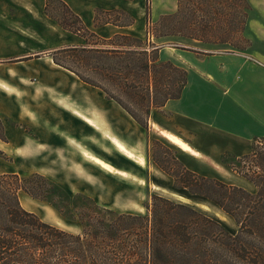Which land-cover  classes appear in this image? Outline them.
<instances>
[{
  "label": "trees",
  "instance_id": "trees-1",
  "mask_svg": "<svg viewBox=\"0 0 264 264\" xmlns=\"http://www.w3.org/2000/svg\"><path fill=\"white\" fill-rule=\"evenodd\" d=\"M53 1L63 7L62 20L49 11ZM249 9L247 0H177L175 12L160 15L151 26L146 1L144 38L116 34L102 39L61 0H46L44 7L60 26L86 40L84 46L52 51L53 61L100 88L145 130L151 112L178 98L187 77L185 69L158 59L160 46L152 39L182 36L229 43L242 50L232 39L243 34ZM87 35L101 39L102 46L90 42ZM115 39L124 43L115 46ZM61 53L74 58L73 64L62 61ZM85 57L92 60L86 70L94 77L82 74ZM260 143L264 144V137L255 138L251 151L239 157L257 156L260 161L257 171L241 173L254 184L255 193L198 175L181 164L173 171L153 158L172 178L174 191L214 203L238 225L235 233L201 209L156 193L142 214L95 205L75 218L61 215L79 224L80 232L74 233L26 210L18 191L39 198L35 187L27 188L15 173L0 174V264H264V147L257 150Z\"/></svg>",
  "mask_w": 264,
  "mask_h": 264
},
{
  "label": "rangeland",
  "instance_id": "rangeland-1",
  "mask_svg": "<svg viewBox=\"0 0 264 264\" xmlns=\"http://www.w3.org/2000/svg\"><path fill=\"white\" fill-rule=\"evenodd\" d=\"M146 1L149 2V20L153 26L160 17L156 14L161 6L172 0ZM247 1L250 9L244 32L240 37H234L232 44L239 45L243 48L240 51H248L262 62L264 0ZM49 11L58 20H62L65 15L63 7L54 1L51 2ZM141 11L144 16V0ZM112 15H117L122 22L130 20L124 13L113 12ZM243 36L245 40L242 39ZM87 38L90 42L102 46L101 39L91 35H87ZM188 41L181 40L179 36H169L159 42L176 46L195 43ZM113 42L115 46L124 43L119 39ZM206 43L207 49L220 47L238 51L229 43ZM65 55L61 53L58 57L68 64H73L74 58ZM91 61L85 57L81 63L83 70H80L85 76L94 77L86 70ZM98 64L101 65L102 61ZM74 78L79 82L75 83L74 87L82 88L86 95L90 91L96 92L104 102L106 109H96V118L92 123L105 125L103 116L106 115L109 117L108 130L86 127L71 113L68 103L63 102L61 98L58 101L56 94L50 91L51 88L45 94L44 91L47 90L38 83H20L22 88L19 89L21 98L17 97V118H10L6 114L5 105L12 106L11 101L6 104L5 100H0V174L19 175L24 179L23 185L27 188L34 186L40 195L39 198H34L24 190H19L18 198L25 209L36 213L49 223L77 233L80 232L79 224L68 222L61 215L75 218L81 212L94 209L95 205L120 213L142 214L146 211L144 205L149 201V197L156 193L201 209L224 222L232 233L238 230L235 221L211 201L174 191L172 178L156 165L153 158L173 171L181 164L198 175L215 178L255 193L254 184L241 173L248 169L257 171L255 165L260 163L257 156L243 159L229 153L217 152L193 156L152 129L153 121L164 123L167 120V115L160 113V110L154 109L151 112L148 128L145 130L100 88L83 82L77 75H74ZM66 92L73 95L71 90ZM72 98L70 100L76 101V97ZM6 127L9 129V136L5 134ZM105 132L116 136L106 138ZM125 141L136 144L137 150L128 151L133 150L134 146H129ZM263 145L258 144L257 150L262 151ZM200 204H205L206 207H201ZM218 211L225 214L223 219L218 217Z\"/></svg>",
  "mask_w": 264,
  "mask_h": 264
},
{
  "label": "crops",
  "instance_id": "crops-1",
  "mask_svg": "<svg viewBox=\"0 0 264 264\" xmlns=\"http://www.w3.org/2000/svg\"><path fill=\"white\" fill-rule=\"evenodd\" d=\"M61 1L81 18L90 32L102 39L116 34L145 37L146 0L144 16L142 0ZM45 3L46 0H0V100L12 103V106L5 105L6 114L10 118L18 117L20 83H38L47 90L45 94L51 88L58 101L61 98L68 103L71 113L86 127L106 131L109 117L103 116L105 125L88 122L90 117L82 112L92 111L84 102L87 95L82 88L74 87L79 83L75 74L56 64L50 55L60 48L84 46L86 40L46 14ZM166 4L161 6L157 16L175 12L177 0ZM113 12L127 14L130 21H120ZM179 37L195 43L176 46L155 41L161 44L158 59L169 60L185 69L187 77L180 96L167 100L158 109L167 115V120L164 123L153 121L151 126L157 123L206 155L229 153L239 158L249 153L254 139L264 137V61H258L248 51L207 49L206 42ZM67 90L73 91V95L66 94ZM72 96L76 101L70 100ZM102 106L106 109L104 102ZM8 131L6 127V136H9ZM105 134L106 138L114 135ZM126 143L137 146L130 141Z\"/></svg>",
  "mask_w": 264,
  "mask_h": 264
},
{
  "label": "bare ground",
  "instance_id": "bare-ground-1",
  "mask_svg": "<svg viewBox=\"0 0 264 264\" xmlns=\"http://www.w3.org/2000/svg\"><path fill=\"white\" fill-rule=\"evenodd\" d=\"M86 101H84L87 106L89 108L92 109L91 112L89 111H82L83 113H85L86 115H88V122H90L92 124V122L95 121L96 118V113L94 112L96 109H105L102 105L103 102L101 100V98L99 97V95L96 94V92H88L87 97L85 98ZM153 129L161 136H163L165 139H167L169 142L173 143L174 145L178 146L181 150H183L184 152L190 153L193 156H198L200 153L194 149L186 140H184L183 138H181L180 136L167 131L163 128H161L157 123H153ZM118 143V142H116ZM119 144V143H118ZM133 150H128L130 152H134L137 150V146H134V148H132ZM201 207H206L205 204H200ZM218 217L223 219L225 217V214L221 211H218Z\"/></svg>",
  "mask_w": 264,
  "mask_h": 264
}]
</instances>
